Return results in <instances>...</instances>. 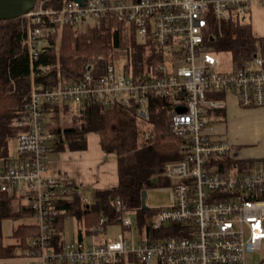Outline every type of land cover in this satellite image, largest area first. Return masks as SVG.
I'll return each instance as SVG.
<instances>
[{
    "label": "built area",
    "instance_id": "1",
    "mask_svg": "<svg viewBox=\"0 0 264 264\" xmlns=\"http://www.w3.org/2000/svg\"><path fill=\"white\" fill-rule=\"evenodd\" d=\"M45 3L36 2L22 15L33 69L30 99L13 120L15 152L0 156V191L28 207L37 224L18 258L26 264H126L134 258L145 264H261L262 259L254 262L264 252V165L241 164L234 145L216 133L212 114L226 106L219 97L226 93L236 94L244 107H264V58L256 54L237 68L222 69L205 35L212 20H248L256 6L264 8V0H65L55 8ZM110 18L132 25L139 37H152L155 65L136 72L128 65V49L117 48L105 65L91 63L77 82L50 86L35 80L50 66L35 68L34 62L56 30L66 24L79 30ZM156 98L170 117L169 130L183 143L180 157L163 171L169 204L147 229L135 227L131 211L116 199L117 215L102 213L91 232L86 230L88 238L82 229L77 240H56L62 233L58 217L80 192L49 173L55 134L46 126V108L58 102L123 105L146 116ZM178 106L187 110L179 112ZM143 139L152 143L155 134L147 129ZM226 159L235 163L227 165ZM80 195L90 206V197ZM117 222L124 230L138 229L139 239L125 231L114 239L97 237Z\"/></svg>",
    "mask_w": 264,
    "mask_h": 264
},
{
    "label": "trees",
    "instance_id": "2",
    "mask_svg": "<svg viewBox=\"0 0 264 264\" xmlns=\"http://www.w3.org/2000/svg\"><path fill=\"white\" fill-rule=\"evenodd\" d=\"M40 0H36L38 3ZM65 0H46V7H61ZM251 19L244 21H229L218 24L210 22L209 31L205 35L208 50L212 52H229L233 57V66L239 67L256 54L264 58V36H256L253 32ZM27 32V22L23 16L14 19L0 20V156L9 155V142L18 129L13 120L19 115L23 105L30 99L32 82V64L29 50L24 43ZM117 48H127L130 55L128 65L136 72L143 71L154 64L158 57L153 51L152 37L143 38L137 34L132 25L110 18L88 25L81 32L73 25L66 24L50 36V42L35 60L34 67L40 63L49 64L44 72H37L35 80L50 86L63 82H77L87 71L91 63L106 64L111 54ZM161 99H154L150 111L145 116L135 108L115 105L103 108L98 104L84 106L62 102L46 108V126L55 134L52 149L56 151L82 150L87 148V136L91 131L100 135L102 148L106 152H115L118 156L117 186L98 189L93 192L90 206L84 204L82 198L75 197L66 202L67 210L58 217V228L63 230V222L68 215L76 216L91 232V226L97 225L102 213L115 212V200L120 199L123 207L135 211L139 218L151 215V210L142 203L143 191L149 188L167 184L163 176L165 164L180 157L182 140L169 130L170 117L164 110L158 108ZM75 112L72 123L62 127L57 121L62 112ZM131 113L138 123L136 132L144 133V125L155 134L152 143L146 144L144 155L134 165H124L120 156L122 145V114ZM52 113V114H51ZM145 141V140H144ZM225 163L235 161L226 159ZM236 160V159H235ZM237 161V160H236ZM243 161V162H242ZM240 163L247 167L264 165V158L244 159ZM155 178L157 181L155 182ZM159 184V185H158ZM74 186H76L74 184ZM162 186V185H161ZM0 191V259L18 258L28 249L31 238L36 234L37 224L21 223L13 230L14 243L4 241L2 221L4 218L32 216V211ZM139 220L140 227L150 229L151 221ZM79 235H82L80 228ZM160 231V230H159ZM162 231V230H161ZM155 233V232H153ZM153 235H157L156 233ZM59 240V236L56 240ZM136 262L138 259L134 258ZM137 264H144L137 262Z\"/></svg>",
    "mask_w": 264,
    "mask_h": 264
},
{
    "label": "rangeland",
    "instance_id": "3",
    "mask_svg": "<svg viewBox=\"0 0 264 264\" xmlns=\"http://www.w3.org/2000/svg\"><path fill=\"white\" fill-rule=\"evenodd\" d=\"M250 21L252 22V25L254 26V33L256 36L264 35V8L261 10L258 8H255L252 12L251 17L249 16ZM85 30L86 27L83 26L82 29H79L81 32ZM215 57L219 60L220 67L222 69H230L233 67V57L231 53L221 51L214 53ZM120 62H123V60H120ZM52 114V113H51ZM75 115V112H68L64 113L62 112L60 114L59 119L57 120L62 127L70 125L73 121V117ZM122 145L120 148V156L121 160L124 163V165H134L136 164L144 155V150L146 149V144L143 139L144 133L142 135L138 134L136 132L138 126V123L132 116L131 113L123 112L122 114ZM224 120H217L216 125L218 129L220 128V131H225L226 128H222V124H224ZM251 120L244 118V120H241V123L237 125H233L232 127H229V134L222 132V136L226 139H228L233 145L234 149L236 151L241 150L240 155L242 154L245 156L253 155L257 158V156H260V154L264 151V141L263 138H260V136H257L259 133L256 132L257 124L250 123ZM140 125V123H139ZM148 126L144 125V131L147 130ZM233 130V131H232ZM10 148L9 151L13 153L15 152L16 148V141L12 139L9 142ZM239 149V150H238ZM159 185V184H158ZM162 185V186H161ZM166 183H161L160 186L151 187L148 189L147 192V198H146V206H148L151 210H156L151 215H145L142 221H151L153 217L157 215V212L161 207L167 206L169 204V191L165 188ZM89 196L93 198V188L90 186L84 189ZM15 200L13 201V204L15 205ZM131 217L135 221L134 226L136 227L139 224V220H141L138 216V214L135 211H131ZM36 219L33 216L29 217H20L18 219H13L12 217L4 218L2 221V231L4 236V241L6 243H14L16 242V238L13 237V230L17 225L21 223H34ZM81 223H84V221H80L76 216L74 215H68L65 217V220L63 222V233L60 234V238L64 239L66 241H74L77 240L79 237V229L82 228L84 233L88 229L86 226H82ZM125 231V234L128 238H135L139 239L140 232L138 229H135L134 232L129 230H124L123 225L120 222L110 224L106 228V232L101 230V232L97 235L98 238H106V239H114L117 238L118 234L120 235L121 232ZM86 238H88L87 233L84 234ZM91 235V234H90ZM92 237V236H91ZM13 258L5 259L8 260L5 262H2L0 264H15L14 261H12ZM261 264H264V252H257L256 253V259L254 263H257V261H261ZM4 260V259H2ZM137 262H142L140 260L134 262V261H127L126 264H137ZM145 264V263H144ZM149 264H158L157 261L150 262Z\"/></svg>",
    "mask_w": 264,
    "mask_h": 264
},
{
    "label": "crops",
    "instance_id": "4",
    "mask_svg": "<svg viewBox=\"0 0 264 264\" xmlns=\"http://www.w3.org/2000/svg\"><path fill=\"white\" fill-rule=\"evenodd\" d=\"M255 8L262 9L259 6ZM254 8V9H255ZM252 15V13H251ZM254 27V26H253ZM254 32V29H253ZM254 35H256L254 33ZM264 36V35H259ZM258 36V37H259ZM219 97L225 99L226 106L220 110L215 111L212 115V121L215 125L216 133L222 135V132L229 134V127L237 123L240 124L244 118L251 120L252 123L257 124V131L260 138L264 141V107L263 106H250L244 107L240 104L239 99L234 93L222 94ZM71 104V103H70ZM224 120V124L220 127L226 128L225 131H220L216 125L217 120ZM250 122V123H251ZM233 131V130H232ZM239 150V149H238ZM241 150L236 151V155L243 159L256 158L253 155L245 156L240 155ZM48 158V169L50 174H55L63 177L72 185H76L80 194L86 193L84 190L87 187L93 190L111 188L118 185V156L115 152H106L101 145L100 135L95 131H91L87 136V148L82 150H64L56 151L52 149ZM257 158H264V151L257 156ZM256 158V159H257ZM79 193V195L81 197ZM76 196V195H75ZM74 196V197H75ZM90 201H92L91 195ZM16 202V201H15ZM18 206V202L15 203ZM82 226H85L81 223ZM63 233V230H62ZM60 239V237H59ZM61 243H67L64 239L60 240ZM59 242V243H60ZM8 260L0 259V263ZM15 264H26L23 259L13 258Z\"/></svg>",
    "mask_w": 264,
    "mask_h": 264
},
{
    "label": "water",
    "instance_id": "5",
    "mask_svg": "<svg viewBox=\"0 0 264 264\" xmlns=\"http://www.w3.org/2000/svg\"><path fill=\"white\" fill-rule=\"evenodd\" d=\"M83 3L86 0H75ZM36 3V0H0V20L2 19H14L22 16L30 11ZM187 108L185 106H178L177 111L184 112ZM157 179L155 178V182ZM147 192L143 191L142 203L146 206Z\"/></svg>",
    "mask_w": 264,
    "mask_h": 264
},
{
    "label": "bare ground",
    "instance_id": "6",
    "mask_svg": "<svg viewBox=\"0 0 264 264\" xmlns=\"http://www.w3.org/2000/svg\"><path fill=\"white\" fill-rule=\"evenodd\" d=\"M29 247V246H28Z\"/></svg>",
    "mask_w": 264,
    "mask_h": 264
}]
</instances>
